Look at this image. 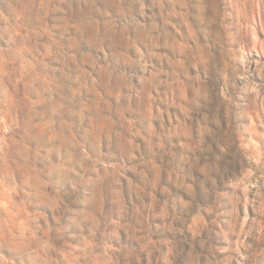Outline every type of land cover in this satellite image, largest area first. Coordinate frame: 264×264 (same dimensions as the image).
I'll use <instances>...</instances> for the list:
<instances>
[{"label":"rangeland","instance_id":"374dc122","mask_svg":"<svg viewBox=\"0 0 264 264\" xmlns=\"http://www.w3.org/2000/svg\"><path fill=\"white\" fill-rule=\"evenodd\" d=\"M0 264H264V0H0Z\"/></svg>","mask_w":264,"mask_h":264},{"label":"trees","instance_id":"16d2710c","mask_svg":"<svg viewBox=\"0 0 264 264\" xmlns=\"http://www.w3.org/2000/svg\"><path fill=\"white\" fill-rule=\"evenodd\" d=\"M220 98H222V96H220V97H216L215 98V101H218V102H220L221 101V99ZM223 120H225V123L227 122V118L226 117H224L223 118ZM228 160H229V169H231V168H233L234 166H239V164H240V162H239V159H238V157L237 156H235V155H233V154H230L228 151H227V156H225ZM169 159V157H168V155H166L165 156V162H166V160H168ZM165 177H166V175H165ZM160 186H162V185H168V189H169V191L167 192V193H164V196L165 197H169L170 198V196H171V193H172V191H174V189H175V186L172 184V181L171 180H168V179H166V178H164L163 179V181L159 184ZM159 186V187H160Z\"/></svg>","mask_w":264,"mask_h":264}]
</instances>
